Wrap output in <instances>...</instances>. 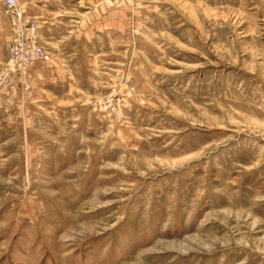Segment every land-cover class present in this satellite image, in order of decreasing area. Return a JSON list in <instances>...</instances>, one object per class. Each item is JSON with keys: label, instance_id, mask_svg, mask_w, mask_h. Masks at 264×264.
Masks as SVG:
<instances>
[{"label": "rangeland", "instance_id": "obj_1", "mask_svg": "<svg viewBox=\"0 0 264 264\" xmlns=\"http://www.w3.org/2000/svg\"><path fill=\"white\" fill-rule=\"evenodd\" d=\"M45 9L60 81L0 64V264H264V0Z\"/></svg>", "mask_w": 264, "mask_h": 264}, {"label": "built area", "instance_id": "obj_2", "mask_svg": "<svg viewBox=\"0 0 264 264\" xmlns=\"http://www.w3.org/2000/svg\"><path fill=\"white\" fill-rule=\"evenodd\" d=\"M7 14L11 19L12 37L7 46V60L3 67V77H10L20 84V90L27 92L30 88L28 73L31 66L43 57L35 26L25 22L24 15L17 0H3Z\"/></svg>", "mask_w": 264, "mask_h": 264}, {"label": "crops", "instance_id": "obj_3", "mask_svg": "<svg viewBox=\"0 0 264 264\" xmlns=\"http://www.w3.org/2000/svg\"><path fill=\"white\" fill-rule=\"evenodd\" d=\"M24 10V20L25 22H32L35 26L37 37L43 38V40L47 42L48 39L51 38L53 28H55V22L56 18L60 16V14H53L52 11L46 10L47 6L54 1V0H17ZM5 5L3 3V0H0V64L3 62L5 58H7L6 54V45L9 40V33L8 28L6 27V23H4L5 18ZM83 21H80L75 28L78 29V33L74 35L75 41L81 40L82 30L85 29V27L82 25ZM67 38L70 36L66 35ZM39 38V39H40ZM48 44L50 42H47ZM54 46V45H53ZM80 49L79 45H76ZM64 48V45L60 43L57 49L61 50ZM6 56V57H5ZM2 61V62H1ZM67 63L63 61L62 57L58 54H54V51H52L50 48L45 47L44 48V55L40 62L38 64L33 65V67H40L42 68L41 71L49 73L51 70H45V68H50L51 66L55 68V72L59 73V71H56L59 67H65ZM38 76H36L37 78ZM48 80L47 82H54L56 83L58 80L50 79V73L48 74ZM34 78V79H36ZM44 80L46 79L45 76L42 77ZM64 81V79H61V81ZM46 81V80H45Z\"/></svg>", "mask_w": 264, "mask_h": 264}]
</instances>
